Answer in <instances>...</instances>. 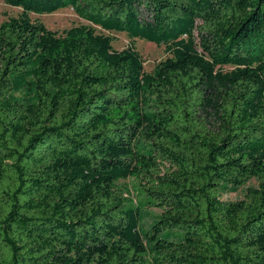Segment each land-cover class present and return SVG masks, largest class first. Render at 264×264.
Instances as JSON below:
<instances>
[{
  "label": "trees",
  "instance_id": "16d2710c",
  "mask_svg": "<svg viewBox=\"0 0 264 264\" xmlns=\"http://www.w3.org/2000/svg\"><path fill=\"white\" fill-rule=\"evenodd\" d=\"M3 2L0 264H264V0Z\"/></svg>",
  "mask_w": 264,
  "mask_h": 264
},
{
  "label": "rangeland",
  "instance_id": "374dc122",
  "mask_svg": "<svg viewBox=\"0 0 264 264\" xmlns=\"http://www.w3.org/2000/svg\"><path fill=\"white\" fill-rule=\"evenodd\" d=\"M21 13L22 10L20 8L10 7L6 5L3 0H0V25L6 22L8 19L19 17ZM28 16L32 21L41 22L48 31L58 34H62L64 31L73 27H92L94 28L96 34L110 37L112 39V48L116 51H122L130 45V40L124 33L116 31L105 32L98 27H93L87 22L79 19L70 8L61 9L52 14L44 16H38L34 14H28ZM134 47L143 60V72L146 74L152 73L153 68L159 62L165 61L167 58L171 57L170 54L165 52L164 46L157 47L155 44L148 43L143 40H135ZM223 70L229 72L233 70V68L224 67ZM131 183V180L119 182L120 185H126L128 187L131 185ZM250 184L254 185V182L252 181ZM241 195V192L225 195L223 196V200H236L239 199ZM151 212L154 214H159V210L157 209H152Z\"/></svg>",
  "mask_w": 264,
  "mask_h": 264
}]
</instances>
